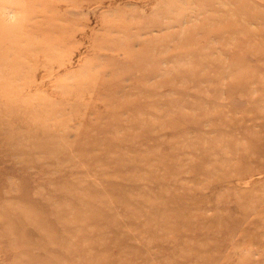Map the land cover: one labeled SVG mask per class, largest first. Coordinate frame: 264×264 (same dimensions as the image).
<instances>
[{
    "label": "rangeland",
    "instance_id": "obj_1",
    "mask_svg": "<svg viewBox=\"0 0 264 264\" xmlns=\"http://www.w3.org/2000/svg\"><path fill=\"white\" fill-rule=\"evenodd\" d=\"M0 264H264V0H0Z\"/></svg>",
    "mask_w": 264,
    "mask_h": 264
}]
</instances>
